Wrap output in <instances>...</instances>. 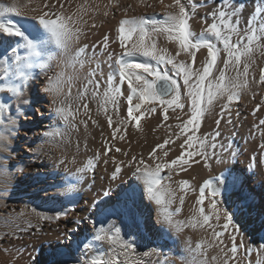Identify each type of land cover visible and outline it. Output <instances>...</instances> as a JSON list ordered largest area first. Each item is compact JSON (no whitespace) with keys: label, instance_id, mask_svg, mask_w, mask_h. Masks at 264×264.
Instances as JSON below:
<instances>
[{"label":"bare ground","instance_id":"6f19581e","mask_svg":"<svg viewBox=\"0 0 264 264\" xmlns=\"http://www.w3.org/2000/svg\"><path fill=\"white\" fill-rule=\"evenodd\" d=\"M188 1L192 7L196 3H201L204 7L196 11L194 17L198 16L192 23L193 31L197 33L204 27L203 20L207 13L214 10L216 3L213 0ZM188 1L187 7L192 10ZM0 2L10 5L12 0ZM63 2L66 14L81 16L83 21H86L79 25L82 28L79 40L71 45L68 53L51 47L54 59L46 64L43 71L38 66L34 67L23 96L19 99L13 97L11 100V110L7 115L16 121V125L10 126V132L4 131L0 125V132L8 136L5 143L10 142L9 150L0 148V264H89L90 259L98 255L110 260L113 255V252L109 251L110 248L122 253L121 264H187L191 259L189 243L195 248L198 241H211L212 229L207 226L201 228L199 225L196 228L183 227L181 231L161 228L156 223L159 207L148 199L146 192L143 191L142 181H136L132 176L140 158L154 167L157 163L180 155L183 151L180 144L186 136L181 134L177 139L176 134L180 133V129L176 125L181 121L176 117L184 119L185 114L171 111L169 119L164 120L162 110L157 106L156 112L145 113L146 118L140 121L144 123L142 126L137 128L135 122L129 123L126 129L121 128L113 139L115 122L126 115L125 98H119V116L115 114L111 104L106 106L108 114L113 116V127H109L107 116L104 111L98 110L95 101H89L90 113L84 114L81 111L76 117V126L72 127L53 115L51 103L53 96L44 91L49 78L55 79L62 72L65 92L69 86L68 77H73L71 81L73 97L86 82L87 67L94 69L99 65L103 76L107 77L112 71L109 68L107 53L113 52L115 57L123 51L117 40L119 22L126 16L146 15L152 19H162L161 14L172 0H163L162 3L161 0H149L148 5L151 7L147 8L140 6L137 0H63ZM19 3L27 5L22 11L29 16L39 15L42 10H49L37 7L41 0H34L31 4H28V0H19ZM235 3L245 6L241 18L246 23L253 9L259 6L262 0H235ZM125 8H128L127 13L124 11ZM52 11L59 12L61 9L57 5ZM154 13L156 15H153ZM12 18L21 21V17ZM200 19L203 22H200ZM105 35L109 37L106 51L102 50ZM18 39L0 35V41H3L0 43V56H3L5 49ZM156 42L159 48L167 49L169 55H172L171 49L177 46H173L174 42H169L164 35H160ZM85 44L89 46V57L95 53L91 64L87 63L83 68L79 64L75 68L68 66L67 62L74 51ZM205 53L206 49L201 50V58ZM253 59L255 62L249 73V84L240 90V99L233 100L223 114L221 110L223 105L228 103L227 98L217 100L203 118L201 136L205 134L212 136L218 131L220 135L217 143L227 149V151L219 147L216 149L221 162H217L216 157H210L208 161L210 166L206 167L200 157H194L199 163L186 166L187 171H179L177 168L171 173L168 169L161 172L164 177L161 184L170 185L175 193L173 203L168 205V208L170 211L180 208L181 211L175 213L174 219L186 225L190 224V218L199 216L197 199L199 187L205 180L219 177L222 173L240 177L239 186L232 192L222 195L220 197L222 203L218 205L234 213L233 221L239 228V232H235L230 226L222 238L224 242L222 247L228 251L231 248L232 235L236 237L238 253L234 260H230V264H249L242 254L251 261V264H257L261 256L258 255V250L264 251V163H262L264 135L262 137L260 131L261 128L264 131V124L260 123L264 120V83L260 82L261 69H264V53L255 52ZM144 62L145 58L142 57V60L128 63ZM152 63L155 65V62ZM219 65L221 67V62ZM115 67L113 65V68ZM159 68L167 70L171 69V65L161 63ZM169 74L183 84L182 78L176 76L174 71H170ZM122 90L126 97L128 94L126 83ZM184 92L182 89V100ZM57 99L59 101L63 96ZM260 104L262 110L259 111L257 108ZM88 116H91V119H88ZM83 120L88 121L87 127L81 123ZM93 120L96 121L95 124ZM53 128L62 132L63 137L57 136L53 139L43 136L45 131ZM120 135H124L125 138L121 140ZM169 136L175 142L165 146L164 150L171 149L168 157L163 159L150 157L152 149L157 144H162ZM106 148L110 149L107 156L104 155ZM116 148L122 151L117 152ZM97 152L100 154L99 159H95ZM125 152L128 154L124 155ZM133 156L137 157V161H132L130 166L128 162ZM156 156L163 157V151L158 149ZM89 159H93L95 163L94 170L77 175L76 170L83 167ZM60 160H64L65 163L60 164ZM118 163L122 171L113 180L112 173ZM250 165H253L251 169ZM182 180L190 182V187L183 191L179 187ZM133 183H139L141 187L134 209L140 216L138 224L132 223L123 214L110 215L106 211L122 203L123 200L120 201L118 195L122 196L125 189ZM69 185L73 190L65 191ZM108 190L110 195L106 197L104 193ZM181 196L184 197L183 205L179 202ZM209 203L210 199L206 198L204 201L206 212L212 211L208 207ZM64 212H67V215H61L58 220H41L38 215L55 217L57 213ZM211 222L219 231L224 219L222 217L218 224L214 218ZM101 227L105 231L119 228L122 240L129 241L134 246L138 245L139 249L132 248L125 252L118 245H110L107 239L102 242L94 241L93 237ZM66 236H71V240L65 239ZM88 243L92 246L85 249L84 245ZM252 248L254 252L256 250V254ZM249 249L252 250L250 256L246 254ZM63 253H68L71 258L66 260ZM218 254V248L208 249V263L223 264L222 256L221 259L212 261L211 257Z\"/></svg>","mask_w":264,"mask_h":264},{"label":"snow or ice","instance_id":"6c2138e0","mask_svg":"<svg viewBox=\"0 0 264 264\" xmlns=\"http://www.w3.org/2000/svg\"><path fill=\"white\" fill-rule=\"evenodd\" d=\"M33 2L34 0H28V4ZM162 2L163 0H161ZM213 2L216 3V7L207 14L211 16L212 22L207 23L205 20L206 27L198 34L192 30L190 23L195 13L186 7L182 0H172V3L167 5L166 10L161 14L162 19H151L146 15L141 17L126 16L119 22L117 28V40L123 51L114 60V53H107L109 68L112 71L106 79L95 78L98 71L101 76L104 75L97 65L87 74L86 82L77 91L75 97L72 96L71 91L73 77H68V90L63 91L65 83L63 72L58 74L55 79L49 78L44 89L45 92L53 96L51 101L53 115L64 124L72 127L76 126V117L81 111L84 114L90 113L89 101L97 102L98 110L104 111L109 127H113V116L108 114L106 106L111 104L115 114L119 116V98H125L126 115L115 122L112 132L113 139L116 138L117 132L121 128L126 129L129 123L135 122V126L138 128L145 113L156 112L157 106L162 110L164 120L169 119L170 109L173 112L176 109H180L182 112L186 108L188 109L185 113L186 120L180 116L176 117L177 120L181 121L180 124L176 125L180 129V133L176 134L177 139L181 134L186 136L183 143L180 144V148L183 149L180 155L163 163H157L154 167L146 164L143 158H140L135 165V171L132 172L136 181H142L143 191L146 192L148 199L154 201L159 207L156 223L161 228H174L176 231H181L183 227L196 228L199 225L201 228L207 226L212 229L211 241H198L195 248L191 247V243H189L188 251L191 259L187 264H208L207 250L213 247L219 249V254L212 256V261H217L222 256L223 264H230V260L235 259L238 253L235 235L231 237L232 244L228 251L222 247L224 243L222 238L230 226L235 232H239V228L234 224V213L228 211L226 207H219L218 205L222 203L220 197L237 188L241 180L240 177L225 175L224 173L219 177L205 180L199 187L197 199L199 216L190 218V224L186 225L174 219L175 213L181 211L180 208H176L174 212L168 208V205L173 203L175 193L170 185L161 184L164 179L161 172L168 169L171 173L177 168L179 171H187V167H190L191 163H199L194 157H200L205 162L206 167L210 166L208 164L210 157H216L217 162H221L216 149L218 147L223 151H227V149L224 145L217 143L220 133L217 131L212 136L205 134L203 137L195 135V133L202 125L206 113L217 100L227 98L228 103L224 104L221 110L223 114L229 109L233 100L238 101L240 99V90L249 84L250 68L255 62L254 53L257 51L264 53V0L253 9L246 23L241 18L245 7L243 4H236L235 0H213ZM57 5L61 11H52ZM25 6L27 5H21L19 0H12L10 5L0 2V35L19 38L5 49L3 56H0V77H2L0 79V125L3 126L4 131L8 132L11 131L10 126L16 125V121L7 115L11 110V100L13 97L19 99L23 96L29 79L32 77V69L38 66L43 71L46 64L54 59L51 52L52 46L60 52L68 53L71 45L79 40L82 33V28L79 25L86 23L81 16L66 14L63 0H41L37 7L49 10H42L41 14L33 16L22 11ZM147 6L151 7V5ZM128 7L130 8L131 5ZM82 9L83 6H81ZM167 9L174 10L169 11ZM124 11L127 13L128 8H125ZM12 16L21 17V21L14 20ZM93 27H95L94 24ZM160 35L166 36L169 42H174L177 45L175 56L169 55L167 49L158 47L156 41ZM108 46L109 37L105 35L102 50L106 51ZM88 47L85 44L77 48L67 62L68 66L75 68L79 64L83 68L86 63H91L95 53L89 57ZM201 49H206V57L197 66L196 55ZM181 53L190 57L191 61L178 60L177 58L181 56ZM125 56H142L145 58V62L130 64L124 59ZM152 62H155V65ZM219 62L223 63V68H220ZM161 63L171 65V69L159 68ZM113 65L116 67L113 68ZM230 67L235 72V76L227 75ZM170 71H174L176 76L182 78V85L169 74ZM260 82L264 83V69H261ZM125 83L128 89L126 97L122 90ZM182 89L185 90L183 100ZM60 96H63V99L58 101L57 98ZM17 111L19 110L17 109ZM88 119H91V116H88ZM92 122L93 124L96 123L94 120ZM81 123L87 127L88 121L83 120ZM260 123L264 124V120ZM43 136L54 139L57 136L63 137V133L53 128L45 131ZM119 138L123 140L125 137L120 135ZM7 141L8 136L0 132V148L9 150L10 142L5 143ZM174 142L171 136L165 138L162 144H157L152 149L149 156L154 159L168 157L171 149L164 150L165 146ZM158 149L163 151V157L156 156ZM115 150L117 152L122 151L120 148ZM109 151L110 149L106 148L104 155L107 156ZM123 154L127 155L128 153ZM99 155L97 152L95 159H99ZM113 160L115 161V157ZM132 161H137V157L133 156L128 162L130 166H132ZM59 163L64 164L65 161L60 160ZM252 167L253 165L249 166L250 169ZM94 168L93 159H89L83 167L76 170V174L79 175L94 170ZM121 171V165L118 163L111 178L115 180ZM168 178L171 179L170 174ZM179 187L183 191L190 187V182L182 180L179 182ZM71 190H73L71 185L65 189V191ZM140 192L139 183L130 184L122 194V203L110 210L106 209V211L110 215L123 214L134 224L140 223V216L134 210ZM104 195L108 197L110 190L105 191ZM206 198L210 199L208 207L212 210L211 212L205 211L204 201ZM179 202L183 205V196L179 198ZM93 206L95 207V204ZM38 215L41 220H58L61 215H67V212L57 213L55 217ZM222 217L224 223L221 230L217 231L211 221L214 218L218 224ZM65 239L71 240V236H66ZM93 239L96 242L107 239L110 245H118L125 252L134 248L133 243L122 240L119 228L105 231L101 227ZM91 246L92 244L88 243L84 245V248L88 249ZM109 251L113 252L110 260H105L102 255H98L92 257L89 264H121L120 256L122 253L115 252L114 248H110ZM251 251L249 249L246 254L250 256ZM229 252L231 257H229ZM63 254L66 259L71 258L68 253ZM125 260H127V256H125ZM257 264H264V261L258 259Z\"/></svg>","mask_w":264,"mask_h":264},{"label":"rangeland","instance_id":"374dc122","mask_svg":"<svg viewBox=\"0 0 264 264\" xmlns=\"http://www.w3.org/2000/svg\"><path fill=\"white\" fill-rule=\"evenodd\" d=\"M143 1H144V3H143ZM183 1V0H182ZM188 0H184L183 2L186 4V2H187ZM195 1H198V0H195ZM137 2L140 4V6H143L144 8H147V5L149 4L148 2H149V0L148 1H146V0H137ZM141 2V3H140ZM147 2V3H146ZM142 3L145 5H142ZM188 3L190 4V2L188 1ZM191 5V7H192V4H190ZM201 6V7H200ZM186 7H187V4H186ZM193 9V11H194V13L197 11L198 12V10L199 9H201V8H204L202 5H201V3H196V4H193V7H192ZM215 9V8H214ZM197 12L194 14V16L197 14ZM212 12V11H211ZM211 12H209V13H211ZM208 14V13H207ZM193 16V19L191 20V25H192V23H193V21L195 20V18L198 16H196V17H194ZM149 18H151V17H149ZM152 19V18H151ZM205 20L207 21V23H211L212 22V19H211V16H209V15H207V17L205 18ZM205 20H201L200 19V22L202 21L203 23H204V27H206V24H205ZM203 27V28H204ZM202 28V29H203ZM201 29V30H202ZM192 30H193V26H192ZM200 30V31H201ZM200 31H198L197 32V34L200 32ZM176 44L174 43V45L173 46H175ZM219 46V45H218ZM177 46H175L174 48H172L171 49V51H172V55L171 56H175V51L177 50V48H176ZM201 50H204V49H201ZM201 50L200 51H198L197 52V55H196V62H197V66H199V64H201L203 61H204V59H205V57H206V53H205V56L204 57H202L201 58V56H200V52H201ZM223 55V54H222ZM116 58V56L113 58V59H115ZM179 58V57H178ZM177 58V59H178ZM186 60V61H191V58L190 57H188L187 55H185V54H183V53H181V56H180V58L178 59V60ZM202 59V60H201ZM199 61V62H198ZM202 61V62H201ZM91 63H89L88 65H90ZM86 65H87V63H86ZM85 65V66H86ZM220 68H223V63L221 62V67ZM87 70H85V75H87L93 68H90V67H87L86 68ZM253 69V64H252V66H251V68H250V71ZM98 74L96 75V79H100V80H103V79H106V77H104V76H101L100 75V72L98 71L97 72ZM232 73H234L235 74V72L231 69V67L229 68V70H228V73H227V75L228 76H235V75H233ZM98 77V78H97ZM259 106V111L260 110H262V104H260V105H258ZM172 110H169V112H171ZM175 112H177V113H183V115L187 112V109H185L183 112L180 110V109H176L175 110ZM146 118V116L145 117H143L142 119H141V121H143L144 119ZM185 120L187 119V116L185 115L184 117H183ZM144 123H140V125L139 126H142ZM203 125V124H202ZM200 126V128L198 129V131L195 133V135H198V136H200V137H203V135L201 136V134H203L202 132H201V130H202V128H203V126ZM261 136L263 137V135H264V131H262V128H261ZM184 134H182V136H183ZM184 141V140H183ZM183 141H182V143H183ZM174 212V211H173ZM253 249V248H252ZM263 252V253H262ZM262 252H259V255L261 254V256H259L260 257V259H261V261H264V251H262ZM253 253L254 254H256V250H255V252H254V249H253ZM263 254V255H262ZM244 256V259L246 258V260H248V262H249V259L245 256V255H243L242 254V257ZM262 257V258H261ZM209 264V263H208Z\"/></svg>","mask_w":264,"mask_h":264},{"label":"water","instance_id":"95a60500","mask_svg":"<svg viewBox=\"0 0 264 264\" xmlns=\"http://www.w3.org/2000/svg\"><path fill=\"white\" fill-rule=\"evenodd\" d=\"M129 60H132V59H140L139 57L135 56V57H128ZM65 258V256H64ZM66 259V258H65ZM70 259V258H69ZM69 259H66V260H69Z\"/></svg>","mask_w":264,"mask_h":264},{"label":"built area","instance_id":"2783aa9c","mask_svg":"<svg viewBox=\"0 0 264 264\" xmlns=\"http://www.w3.org/2000/svg\"><path fill=\"white\" fill-rule=\"evenodd\" d=\"M138 247H139L138 245H135V246H134V249H136V248H138ZM138 249H139V248H138Z\"/></svg>","mask_w":264,"mask_h":264}]
</instances>
